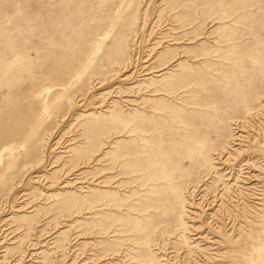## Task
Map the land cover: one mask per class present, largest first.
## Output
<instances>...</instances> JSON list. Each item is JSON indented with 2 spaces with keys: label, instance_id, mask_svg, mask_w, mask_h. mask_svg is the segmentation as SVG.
I'll return each instance as SVG.
<instances>
[{
  "label": "rangeland",
  "instance_id": "1",
  "mask_svg": "<svg viewBox=\"0 0 264 264\" xmlns=\"http://www.w3.org/2000/svg\"><path fill=\"white\" fill-rule=\"evenodd\" d=\"M263 98L264 0H0V264H264Z\"/></svg>",
  "mask_w": 264,
  "mask_h": 264
},
{
  "label": "bare ground",
  "instance_id": "2",
  "mask_svg": "<svg viewBox=\"0 0 264 264\" xmlns=\"http://www.w3.org/2000/svg\"><path fill=\"white\" fill-rule=\"evenodd\" d=\"M264 99V98H263ZM258 118V117H257ZM243 128H246V124L243 122ZM234 133V132H233ZM256 141V140H255ZM228 142V141H227ZM238 142H242V137L241 136H237L235 135L234 138L230 141V144L234 143V144H237ZM233 146V145H232ZM225 147V146H224ZM230 154V153H229ZM225 159V156H224V153L221 152L220 154H218V160H224ZM230 159V158H229ZM226 161H229L227 158H226ZM244 180V179H243Z\"/></svg>",
  "mask_w": 264,
  "mask_h": 264
}]
</instances>
